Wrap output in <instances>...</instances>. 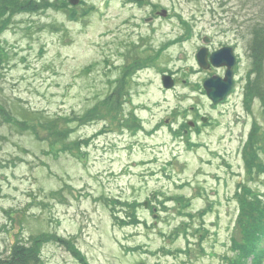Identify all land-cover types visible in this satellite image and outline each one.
<instances>
[{
    "label": "rangeland",
    "instance_id": "374dc122",
    "mask_svg": "<svg viewBox=\"0 0 264 264\" xmlns=\"http://www.w3.org/2000/svg\"><path fill=\"white\" fill-rule=\"evenodd\" d=\"M258 21L264 0H0V256L32 240L38 264H231L240 196H264ZM231 46L213 108L222 73L195 56Z\"/></svg>",
    "mask_w": 264,
    "mask_h": 264
},
{
    "label": "trees",
    "instance_id": "16d2710c",
    "mask_svg": "<svg viewBox=\"0 0 264 264\" xmlns=\"http://www.w3.org/2000/svg\"><path fill=\"white\" fill-rule=\"evenodd\" d=\"M3 23L0 22V25ZM253 28L252 51L256 62L260 61L264 50V23L259 22ZM263 142L253 146L250 144V161L248 162V176L255 170L261 173L264 179V164L260 162L259 153L264 152ZM258 143V141H257ZM247 153V152H246ZM240 196V240L232 241L236 259H232L231 264H264V196H254L248 200L251 192L247 189ZM36 241L30 240L28 243L14 244L9 254L0 256V264H38L39 257L36 251Z\"/></svg>",
    "mask_w": 264,
    "mask_h": 264
},
{
    "label": "water",
    "instance_id": "95a60500",
    "mask_svg": "<svg viewBox=\"0 0 264 264\" xmlns=\"http://www.w3.org/2000/svg\"><path fill=\"white\" fill-rule=\"evenodd\" d=\"M78 2L79 0H70V3L73 5L78 4ZM160 15L165 16V11H163ZM207 57L208 51L206 48L200 49L196 55L198 64L202 69H207L209 67ZM209 59L210 64L214 67L227 66L224 79L213 76L203 83V87L208 98L213 104H218L224 99L230 89L232 82V67L235 60L231 54L230 48H222L219 51L214 52ZM162 82L165 88H170L173 85V81L169 76H163Z\"/></svg>",
    "mask_w": 264,
    "mask_h": 264
},
{
    "label": "flooded vegetation",
    "instance_id": "af4514ba",
    "mask_svg": "<svg viewBox=\"0 0 264 264\" xmlns=\"http://www.w3.org/2000/svg\"><path fill=\"white\" fill-rule=\"evenodd\" d=\"M160 18L158 17V15L156 14L155 16H151V17H147L146 19H145V21H146V23L147 24H150V23H153L154 21H156V20H159ZM232 47V49H233V54H234V56H235V59H236V63H235V66L233 67V69H232V71H233V77H232V85H231V90H230V92H229V94L231 95L232 94V92H233V88H234V82H235V75H236V68H237V66H238V63H239V60H238V57H237V54H235V52H234V50H235V47H233V46H231ZM212 67L210 66V68L209 69H211ZM226 67L224 66V67H221V68H219L218 70L222 73V77L224 76V74H225V72H226ZM228 94V95H229ZM229 95V96H230ZM228 100V98H226L225 100H224V102H222V104L223 103H225L226 101ZM222 104H220V105H222ZM219 105V106H220ZM201 118H200V120L199 121H202V116H200ZM194 125H195V123H194ZM193 126V125H192ZM198 126V125H197ZM197 126H195V128H197Z\"/></svg>",
    "mask_w": 264,
    "mask_h": 264
}]
</instances>
